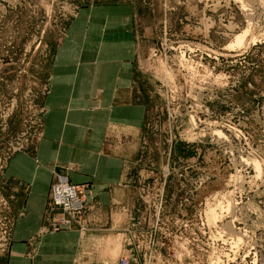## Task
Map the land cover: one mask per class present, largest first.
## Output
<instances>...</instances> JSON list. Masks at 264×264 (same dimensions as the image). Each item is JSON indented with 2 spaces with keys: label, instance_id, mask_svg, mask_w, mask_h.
<instances>
[{
  "label": "rangeland",
  "instance_id": "374dc122",
  "mask_svg": "<svg viewBox=\"0 0 264 264\" xmlns=\"http://www.w3.org/2000/svg\"><path fill=\"white\" fill-rule=\"evenodd\" d=\"M91 1L0 0V264L15 214L1 174L41 133L53 48ZM135 2L147 28L134 75L147 117L130 156V264L231 258L229 236L218 232L226 240L218 241L204 215L211 196L225 192L235 215L222 223L244 234L245 247L256 245L248 253L240 247L230 264H264V0ZM247 26L248 42L226 48ZM248 157L260 162L261 179L240 165Z\"/></svg>",
  "mask_w": 264,
  "mask_h": 264
},
{
  "label": "crops",
  "instance_id": "0c3cea01",
  "mask_svg": "<svg viewBox=\"0 0 264 264\" xmlns=\"http://www.w3.org/2000/svg\"><path fill=\"white\" fill-rule=\"evenodd\" d=\"M137 3L93 0L59 36L44 80L41 133L1 174L15 213L6 264H115L129 248L132 141L147 117L134 78L139 33L147 29ZM55 175L81 188L85 210L80 223L41 232L59 212L48 202Z\"/></svg>",
  "mask_w": 264,
  "mask_h": 264
},
{
  "label": "bare ground",
  "instance_id": "6f19581e",
  "mask_svg": "<svg viewBox=\"0 0 264 264\" xmlns=\"http://www.w3.org/2000/svg\"><path fill=\"white\" fill-rule=\"evenodd\" d=\"M239 2L240 1H238V3ZM249 27L250 26H247L245 29H243L239 33L235 34L233 39L229 42V44L227 45L226 48H228V49L235 48L236 49V48L243 46L246 42H248L247 38L250 35ZM255 39H256L255 37H252L250 41L254 44L256 42ZM240 159H241L240 165L249 166L251 168V171L253 172V176L251 179H253L254 181L261 179V177L263 176V170H262V166L258 160L254 159V158H249V157L246 159H244V158L243 159L240 158ZM211 197H212L211 201L206 202V205H205L206 206L205 210H204L205 211L204 215H205V220H206L205 223L207 224L208 227L217 231V234H218V232L219 233L221 232L223 235H226L227 237L229 236V239H230L229 242L231 244V248H234V250H235L232 252L233 258L232 257L231 258L226 257V259L224 261H221L220 258L216 257V258H214L215 260L211 264L234 263V260L236 258V257L234 258L235 253H238L237 250H239L240 247H242L244 245V243H246L243 239L244 234L243 235L242 234L241 235L240 234L239 235L234 234L232 232L233 229H231L232 226L227 227V225H226L227 223L224 225L222 223V221L226 215H231V217L233 215H235L234 214V212H235L234 211L235 210V208H234L235 207V204H234L235 201H234L232 195L230 193H227V192H225L224 194L223 193L214 194ZM235 219H238V218H235ZM233 220H231V221H233ZM230 223L231 222H229L228 224L230 225ZM224 237L225 236H219V234L217 236L218 241H220L222 244H224L226 241L224 239ZM246 245H249V246H246V247H245V245L243 246V247H245V253H248L250 250H254L255 246H256L255 243H254L255 246H250V244H246ZM243 258H245V257H243ZM253 263L255 264V259H254Z\"/></svg>",
  "mask_w": 264,
  "mask_h": 264
},
{
  "label": "built area",
  "instance_id": "2783aa9c",
  "mask_svg": "<svg viewBox=\"0 0 264 264\" xmlns=\"http://www.w3.org/2000/svg\"><path fill=\"white\" fill-rule=\"evenodd\" d=\"M22 143L24 144V142ZM82 194L81 188L78 185L68 181L62 175H55L54 181L50 185L48 202L50 208H56L59 212L50 218V227L47 229L41 228V232H54L68 228L72 221L80 223L85 210ZM128 253L127 249L124 250L115 264H130L131 259Z\"/></svg>",
  "mask_w": 264,
  "mask_h": 264
}]
</instances>
